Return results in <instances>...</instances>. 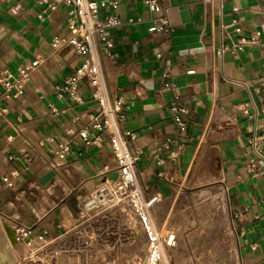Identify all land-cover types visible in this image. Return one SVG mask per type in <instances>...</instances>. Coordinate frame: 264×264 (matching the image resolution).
<instances>
[{
	"label": "crops",
	"instance_id": "0c3cea01",
	"mask_svg": "<svg viewBox=\"0 0 264 264\" xmlns=\"http://www.w3.org/2000/svg\"><path fill=\"white\" fill-rule=\"evenodd\" d=\"M92 1L105 4L102 17L123 23L110 32L113 56L102 66L111 96L125 103L120 129L135 135L127 139L147 195L162 203L221 198L236 264H264V161L249 144L256 136L264 148V48H238L256 32L264 43V0H156L160 13L151 0ZM70 10L55 0H0V77L45 60L19 98L0 101V230L11 247L5 228L13 223L49 237L70 230L69 220L76 226L79 205L113 166L109 136L90 130L101 141L88 150L80 137L99 112L87 81L78 99L58 96L83 61L52 48L71 36ZM162 18L167 32H151ZM61 143L71 148L64 160ZM50 163L60 169L43 186Z\"/></svg>",
	"mask_w": 264,
	"mask_h": 264
},
{
	"label": "built area",
	"instance_id": "2783aa9c",
	"mask_svg": "<svg viewBox=\"0 0 264 264\" xmlns=\"http://www.w3.org/2000/svg\"><path fill=\"white\" fill-rule=\"evenodd\" d=\"M48 1V0H42ZM56 3H62L71 7L69 13V29L71 36L56 37L52 42V48L60 51L69 48L73 53L79 55L83 61L78 71L71 76L65 78L64 85L57 89L58 96L69 95L73 99H78V89L82 81H87L92 91L93 98L97 102L99 112L92 118L91 125L88 129L80 131V137L84 142V150L90 149L92 146L100 143V138L90 139V130L106 134L110 137L113 166L106 168L105 180L96 189L95 192L89 194L88 199L96 209L104 208L111 204V208L116 212L124 211L128 213L140 226L142 233L149 241L148 258L145 264H159L163 253L162 237L157 228L153 224L151 213L156 204L161 202L160 196L149 197L146 189L141 185L137 164L139 155L133 153L129 148L130 141L135 139L132 133H123L120 124L125 120L124 101L121 97L113 98L108 90L106 73L102 66V57L111 58L113 39L110 32L123 25L122 21L114 15H106L102 17L99 9L105 7L104 3H97L92 0H55ZM147 5L153 12L160 13L161 7L156 0L147 2ZM48 8L54 10L56 7L49 5ZM130 23L133 20L129 21ZM168 21L166 18L161 19L159 26L153 27L150 31L167 32ZM262 33L256 32L250 37H242L239 49L246 46L258 45L264 48L261 43ZM225 48L219 50V55H223ZM45 60L39 59L31 63L19 72V77L10 73H5L0 77V88L3 90L0 94V101H9L17 99L20 92L33 81L34 73ZM6 110H3L4 114ZM174 114H182L186 111L177 106L172 107ZM181 129L185 124L179 122ZM253 153L256 157L264 161V148L261 146L259 139L254 136L249 140ZM71 155L69 143H61L59 145L57 156L60 160L66 159ZM51 170L56 174L60 169L55 163H50ZM256 173V170H253ZM116 173L118 179L110 180L109 176ZM1 188V185H0ZM78 219L74 229L97 226L108 223V218L93 220L92 215L86 216L85 201L78 207ZM103 210V209H102ZM89 211V210H88ZM115 212V213H116ZM115 224L118 221L114 218L111 220ZM103 222V223H101ZM73 229V230H74ZM111 233L118 232L117 228H111ZM11 230L14 234L15 243L11 247L13 249L18 246L24 247V253L20 258L12 263L3 264H67V254L69 255H87L96 252L92 251L93 237H85L83 232L72 233L67 229L57 237H49L47 231L33 236L34 227H28L22 224L13 223ZM88 230L86 233L88 234ZM106 232L100 231L96 235L95 241H99L108 235ZM69 236V237H67ZM72 238L71 247L67 251V239ZM170 241L167 246H170Z\"/></svg>",
	"mask_w": 264,
	"mask_h": 264
},
{
	"label": "rangeland",
	"instance_id": "374dc122",
	"mask_svg": "<svg viewBox=\"0 0 264 264\" xmlns=\"http://www.w3.org/2000/svg\"><path fill=\"white\" fill-rule=\"evenodd\" d=\"M85 203L86 216L94 214V221L106 217L108 223L100 226L96 233L97 226L89 230L74 229L75 220H69L67 226L72 233L83 232L85 237H93L91 246L96 253L67 254V264H145L149 241L133 217L124 211L116 212L111 204L96 209L88 199ZM114 218L117 224L111 221ZM151 218L162 237L163 254L159 264H236L231 250L229 221L221 198L213 201L204 195H188L178 201L160 202L152 210ZM112 227L118 232L111 233ZM86 230L90 232L87 234ZM101 230H109L110 233L95 241ZM2 233L0 230V263L15 262L23 255L24 247L11 248ZM169 241L171 245L167 246ZM71 243L72 238L67 239V251Z\"/></svg>",
	"mask_w": 264,
	"mask_h": 264
},
{
	"label": "water",
	"instance_id": "95a60500",
	"mask_svg": "<svg viewBox=\"0 0 264 264\" xmlns=\"http://www.w3.org/2000/svg\"><path fill=\"white\" fill-rule=\"evenodd\" d=\"M55 177V173L54 172H49L48 174H46L41 180H40V184L45 186L46 184H48L52 179H54ZM110 180H114L116 181L118 179V175L116 173L112 174L109 176ZM12 232V230H10ZM13 233V232H12Z\"/></svg>",
	"mask_w": 264,
	"mask_h": 264
},
{
	"label": "bare ground",
	"instance_id": "6f19581e",
	"mask_svg": "<svg viewBox=\"0 0 264 264\" xmlns=\"http://www.w3.org/2000/svg\"><path fill=\"white\" fill-rule=\"evenodd\" d=\"M11 229L10 228H5V232L7 234V237H8V241L10 244L14 245L15 243V240H14V234L10 231ZM163 254V253H162ZM167 256H164V259H167L166 258Z\"/></svg>",
	"mask_w": 264,
	"mask_h": 264
}]
</instances>
